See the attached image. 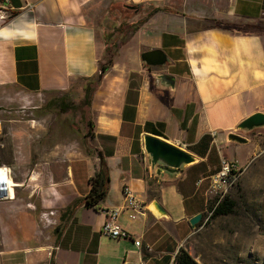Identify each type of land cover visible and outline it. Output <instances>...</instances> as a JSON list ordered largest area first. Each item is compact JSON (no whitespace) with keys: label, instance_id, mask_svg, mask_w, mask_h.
Listing matches in <instances>:
<instances>
[{"label":"crops","instance_id":"1","mask_svg":"<svg viewBox=\"0 0 264 264\" xmlns=\"http://www.w3.org/2000/svg\"><path fill=\"white\" fill-rule=\"evenodd\" d=\"M104 1L110 0H0V102L66 92L76 80L97 78L106 46L91 22ZM114 1L149 12L119 45L92 95L93 152L82 149L70 159L66 149L39 162L28 146L15 145L16 185L0 204V220L12 221L3 230L22 253L21 264H174L197 231L189 220L209 210L221 159L241 168L252 157L247 135L246 144L227 136L238 134L247 117L264 114V0ZM152 50L166 55L165 66L141 61ZM160 74L172 76L174 87L158 83ZM144 136L179 147L196 162L175 178H159L148 165ZM241 145L249 147L242 162L226 155ZM101 164L109 181L95 210L83 199ZM127 190L141 213L134 220L129 210L119 214L128 238L105 237L106 212L123 206ZM38 210L50 216L42 219L45 211ZM48 219L56 224L43 242Z\"/></svg>","mask_w":264,"mask_h":264},{"label":"rangeland","instance_id":"2","mask_svg":"<svg viewBox=\"0 0 264 264\" xmlns=\"http://www.w3.org/2000/svg\"><path fill=\"white\" fill-rule=\"evenodd\" d=\"M147 12L149 10L141 14V9L133 10L114 0L102 3L91 25L96 27L99 38L106 46L104 61L107 51H117L119 45L147 16ZM89 86L90 81L76 80L66 92L33 95L28 100L12 103L0 102V173L3 167L12 171L17 169V143L28 146L29 153L39 162L47 154L54 153L53 156L59 158L61 151L66 149L70 159L82 149L92 153V141L87 135V122H94L92 103H89L86 92ZM259 131L260 128L249 132L237 131L241 136L247 135L253 154L248 163L241 167L237 184L226 196L222 199L212 198L208 212L197 224V231L187 241L186 249L198 264H264V133L258 134ZM246 146L241 145L240 151L235 154L229 149L226 155L242 162L249 154L243 151L249 150ZM59 164L55 166L56 170L62 169ZM41 168L47 172L46 167ZM48 184L41 182L39 185L43 187ZM15 185L12 181L11 197ZM226 198L235 203L232 213L214 217V206ZM8 201L10 199L0 204ZM47 210H38L45 211L42 219L50 216L46 215L49 213ZM43 222L45 229L41 232L42 239L49 242L51 238L46 239L49 237L47 233L56 223L53 225L49 219ZM11 223L0 220V264H21L22 253L18 252V247L9 241L3 230L5 226L11 227Z\"/></svg>","mask_w":264,"mask_h":264},{"label":"water","instance_id":"3","mask_svg":"<svg viewBox=\"0 0 264 264\" xmlns=\"http://www.w3.org/2000/svg\"><path fill=\"white\" fill-rule=\"evenodd\" d=\"M141 61L148 67L159 68L167 64L168 59L161 50L147 51L141 54ZM102 79V75L98 76V80ZM158 83L163 86L173 88L175 79L172 76L160 74L155 77ZM257 128H264V114L255 113L237 126L240 131H252ZM229 142L237 144H246V138L236 133H230L227 136ZM144 151L147 157V162L152 172L159 178L163 175H168L175 178L189 165L196 162V158L186 151L168 144L158 138L151 136L143 137ZM152 206L159 216H164V210L157 202H153ZM202 215L198 214L189 220L190 225L195 228L200 223Z\"/></svg>","mask_w":264,"mask_h":264},{"label":"built area","instance_id":"4","mask_svg":"<svg viewBox=\"0 0 264 264\" xmlns=\"http://www.w3.org/2000/svg\"><path fill=\"white\" fill-rule=\"evenodd\" d=\"M240 175L241 168L235 162L225 158L221 159L220 170L215 175L210 190L212 198L217 197L222 199L225 197L226 194L237 184ZM12 189L11 170L8 167H3V171L0 173V202L10 198V192ZM125 210L131 211L129 218L132 220L136 218L137 214L141 213V203L129 190L125 192L123 206L106 212L107 218L101 227V234L103 236L115 240L128 238V234L118 223L119 214ZM134 243L137 247L141 244L140 241H135Z\"/></svg>","mask_w":264,"mask_h":264},{"label":"trees","instance_id":"5","mask_svg":"<svg viewBox=\"0 0 264 264\" xmlns=\"http://www.w3.org/2000/svg\"><path fill=\"white\" fill-rule=\"evenodd\" d=\"M133 10H136L137 7H132ZM216 27H221V23L215 22ZM115 55V52H112L111 50H108L106 53V60L103 63L99 64V75H102V78L105 76V74L108 72L110 67L113 64V57ZM97 79L95 81H92L91 79H83L86 81H90V86L86 89V92L89 97V103L91 101L92 95L94 91L99 86L101 80ZM92 128L93 125L90 121L87 122V135H89V139H93L92 134ZM108 174L107 170L104 166V164H101L100 170L89 179V185L90 189L86 197L83 199V203L86 207L92 208L95 210L100 209V203L105 199L107 195V185H108ZM235 207V203L228 198L224 199L223 201L219 202L216 206L213 208V216H225L232 213L233 208ZM201 222V221H200ZM174 264H198L195 259L190 255L188 251L185 249H180V251L177 253L175 257Z\"/></svg>","mask_w":264,"mask_h":264},{"label":"bare ground","instance_id":"6","mask_svg":"<svg viewBox=\"0 0 264 264\" xmlns=\"http://www.w3.org/2000/svg\"><path fill=\"white\" fill-rule=\"evenodd\" d=\"M9 199H11V192H10V198Z\"/></svg>","mask_w":264,"mask_h":264}]
</instances>
